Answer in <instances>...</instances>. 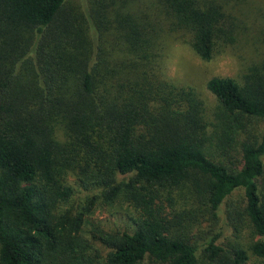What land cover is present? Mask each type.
<instances>
[{"label": "trees", "instance_id": "1", "mask_svg": "<svg viewBox=\"0 0 264 264\" xmlns=\"http://www.w3.org/2000/svg\"><path fill=\"white\" fill-rule=\"evenodd\" d=\"M161 32L202 60L250 49L237 77L206 80L211 119L148 81ZM252 118L264 119V0H0V264H264ZM68 178L126 201L125 222L54 213ZM182 188L196 208L186 220L171 204ZM238 189L223 242L219 213ZM242 216L261 239L236 240Z\"/></svg>", "mask_w": 264, "mask_h": 264}, {"label": "rangeland", "instance_id": "2", "mask_svg": "<svg viewBox=\"0 0 264 264\" xmlns=\"http://www.w3.org/2000/svg\"><path fill=\"white\" fill-rule=\"evenodd\" d=\"M160 36L156 44L157 55L155 62L151 64L149 71L151 76L148 81L160 88L164 82L165 87L173 89L175 95L188 93L193 100L200 101L205 118L211 119L216 100L213 94L206 89V80L212 76L237 77L242 65L251 60L247 52L250 49L241 41L235 44V48H228L209 60H202L190 50L187 44L180 41L166 42L162 32ZM149 104L153 103L149 102ZM250 123V129L253 132L264 131V119L252 118ZM65 184L70 187L71 195L68 199L58 200L53 205L54 213L60 214L64 220L71 221L79 218L83 225L88 222L86 228L91 223L105 229L120 227L125 222L130 206L122 198L106 201L99 188L89 185L81 186L73 178H68ZM172 193L174 196L171 204L178 213L183 211L182 220L188 219L190 211L193 212L196 209L189 202L188 190L182 188L178 192L173 190ZM241 194V190H235L221 207L219 216L225 224L222 229H224L223 235L226 236L222 239L223 242L233 239L232 225L226 224L229 221L226 215L240 205ZM88 199H92L93 205L91 210L86 212L82 207ZM235 225L238 237L234 236L237 241L246 244L260 238L253 233L249 222L243 216L238 217ZM193 231L196 232V229L193 228L191 233ZM232 232L235 234L234 231ZM246 264H256V261L250 256Z\"/></svg>", "mask_w": 264, "mask_h": 264}]
</instances>
